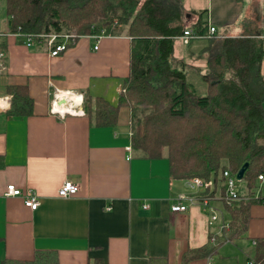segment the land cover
Segmentation results:
<instances>
[{
  "label": "crops",
  "instance_id": "0c3cea01",
  "mask_svg": "<svg viewBox=\"0 0 264 264\" xmlns=\"http://www.w3.org/2000/svg\"><path fill=\"white\" fill-rule=\"evenodd\" d=\"M179 2L185 27L196 20L194 11L206 9L215 36L264 34V0ZM5 20L0 0V264L31 261L38 251L53 252L58 264H248L253 241L264 237V202L251 204L245 231L184 263L187 253L215 243L220 218L209 225V211L198 202L178 212L171 205L178 195H205L187 187L186 179H175L167 158L126 149L131 146L126 108L111 126L95 125L84 115L86 91L116 103L129 71L131 38L80 36L51 56L44 45L26 46L7 32ZM176 42L184 44L179 37ZM260 71L264 78V60ZM8 84L27 86L31 114L6 116ZM58 93L81 101L69 104L65 97L68 107L55 105L66 111L60 116L50 110ZM65 180L79 189L61 197L57 191ZM10 183L32 189L37 208L26 207L20 196L4 195ZM209 198L228 219L219 193Z\"/></svg>",
  "mask_w": 264,
  "mask_h": 264
},
{
  "label": "trees",
  "instance_id": "16d2710c",
  "mask_svg": "<svg viewBox=\"0 0 264 264\" xmlns=\"http://www.w3.org/2000/svg\"><path fill=\"white\" fill-rule=\"evenodd\" d=\"M5 13L7 32L22 40L73 30L77 38L129 36V71L121 79L116 103L86 91L81 102L84 115L95 125L111 126L126 108L134 152L145 158L165 157L175 179L200 177L207 184L203 195L219 193L229 228L212 245L184 255V263L215 252L223 241L245 231L251 204L264 202V179H258L264 176L263 35L192 38L184 44L189 47L195 39L218 43L199 73L206 92L198 94L187 73L199 67L175 56V39L186 29L205 35L206 9L193 12L196 20L189 27L182 24L179 0H5ZM5 92L10 95L6 116L32 113L26 85L8 84ZM245 163L237 180L243 183L240 197L228 202L223 173L236 177ZM250 260L264 264V237L254 240ZM2 264H58V259L53 252L38 251L31 261Z\"/></svg>",
  "mask_w": 264,
  "mask_h": 264
},
{
  "label": "built area",
  "instance_id": "2783aa9c",
  "mask_svg": "<svg viewBox=\"0 0 264 264\" xmlns=\"http://www.w3.org/2000/svg\"><path fill=\"white\" fill-rule=\"evenodd\" d=\"M216 35V30L214 26L208 25L206 34L203 36L195 34L191 29H186L183 31L182 35L179 38L182 40L184 44H187L188 41L192 38H202V37H213ZM90 36V35H89ZM102 35H91L95 39H99ZM264 36V34H263ZM77 36L74 33H48V34H40L38 38L35 40L32 37H26L24 43L26 46H31L33 43H39L44 45L48 49V53L51 56L58 55L59 53L65 51L69 45L74 43ZM94 48H97V44L94 45ZM2 56V53H0ZM121 89L119 90V92ZM59 101L57 95L54 96V99L51 102L50 110L52 113H57L60 116H63L64 112L56 109L55 103ZM78 112V111H77ZM131 134V132H130ZM128 151H131V146H127L126 148ZM225 179V198L228 202L233 201L234 199H238L240 197L237 188V179L231 175L227 171H224ZM258 179L260 183L263 181L264 176L259 175ZM185 184L195 193L201 192L205 187L206 183L200 177H191L185 180ZM79 189L77 183H74L70 180H65L60 187L58 188L57 194L61 197H66L75 194ZM258 190L256 191L255 197L258 196ZM4 195H16L20 196L23 199V203L26 207L30 209H36L39 205V198L36 193L32 189H20L16 187L14 184L10 183L6 186ZM208 196H201V195H178L176 198V202L171 205V210L173 212L184 211L187 207V204L192 203H200L204 208L209 211V220L208 224L212 225L215 223L217 219L219 220V227L218 229L221 231H226L229 228V222L227 219H224L220 213V211L215 208L213 205L209 203ZM186 201V202H183ZM147 207V204L143 205ZM254 243V241H253ZM248 264H254L252 260L248 262Z\"/></svg>",
  "mask_w": 264,
  "mask_h": 264
},
{
  "label": "rangeland",
  "instance_id": "374dc122",
  "mask_svg": "<svg viewBox=\"0 0 264 264\" xmlns=\"http://www.w3.org/2000/svg\"><path fill=\"white\" fill-rule=\"evenodd\" d=\"M69 33H74L77 35V33L74 30ZM217 38H222V37L215 36L213 39H217ZM213 41L214 40L207 41L206 39H195V41H193L189 47H187L186 45L180 42H176L175 44V56L177 58L182 57L188 62V64L190 63L194 66L199 67L198 71H189L187 73L188 80L194 85L198 94H204L206 92V83L202 81L199 73L205 71V62L207 58L209 56H213V54L217 52L218 43ZM0 65L2 67V64ZM121 111L124 112L125 109H122ZM242 184H243L242 182L237 181V188L239 189L242 186ZM262 192L264 193V184H263ZM216 208L220 209L222 211L224 218L227 219L226 212L219 205H217ZM224 232H225L224 230L223 231L219 229L216 230L213 234V240H215L216 237H220L222 234H225Z\"/></svg>",
  "mask_w": 264,
  "mask_h": 264
},
{
  "label": "bare ground",
  "instance_id": "6f19581e",
  "mask_svg": "<svg viewBox=\"0 0 264 264\" xmlns=\"http://www.w3.org/2000/svg\"><path fill=\"white\" fill-rule=\"evenodd\" d=\"M57 97H60L59 101H56L55 105L56 104H59L60 107H62V109H64L65 107H68L66 106V104L64 103L65 101V97H70L69 98V104H73V103H77L78 101H81V98L78 97V95H71V94H67L66 96L64 95V93H58L57 94ZM57 102H60V103H57ZM67 109V108H66Z\"/></svg>",
  "mask_w": 264,
  "mask_h": 264
},
{
  "label": "water",
  "instance_id": "95a60500",
  "mask_svg": "<svg viewBox=\"0 0 264 264\" xmlns=\"http://www.w3.org/2000/svg\"><path fill=\"white\" fill-rule=\"evenodd\" d=\"M63 112H66V111H63ZM247 165H248V164L245 163V164H244L242 167H240L239 170L237 171V173H236V178H237L238 180H240V179L242 178L243 173H244V170H245V168H246Z\"/></svg>",
  "mask_w": 264,
  "mask_h": 264
}]
</instances>
